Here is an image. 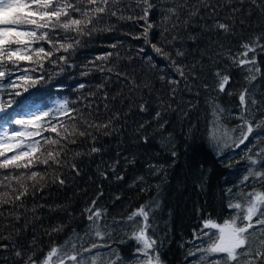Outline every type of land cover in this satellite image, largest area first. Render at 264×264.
Listing matches in <instances>:
<instances>
[{
  "label": "trees",
  "instance_id": "16d2710c",
  "mask_svg": "<svg viewBox=\"0 0 264 264\" xmlns=\"http://www.w3.org/2000/svg\"><path fill=\"white\" fill-rule=\"evenodd\" d=\"M150 2L154 7L148 16V23L153 25L149 40L170 53L177 64L185 66L189 73L187 80L181 79L171 62L158 55L151 44L145 43L142 35L145 22L138 19L143 15L142 5H138L137 0H120L114 10L125 19L105 15L95 24L96 31L90 34L57 32L56 38L67 35L66 42L73 43V48L57 53L53 59L64 55L67 62L44 60L42 70L30 73L44 79L15 97V103L0 112V130L16 127L12 121L31 112L50 111L51 116L45 120L57 124L61 135L64 133L60 124L73 123L70 116L78 117L75 123L80 130L86 129L92 134L77 135L76 143H67L60 157L61 166L46 169L37 164L31 169L44 175L41 183L46 186L34 196L25 197L22 207L4 205L0 208L3 213L0 215V237H10L0 238V245H8L0 247V264H19L14 254L16 247L28 249L33 240L39 259L51 247L65 245L66 241L68 248L72 243L79 248L81 244L87 247L96 242L111 245V249L94 250L105 260L115 258L111 254L115 249L123 264H131L137 245L125 235L134 230L126 218L141 205L152 208L149 235L158 241L162 264H206L201 260L204 254L197 252V248L206 247L208 243L207 237L197 238L203 221L211 217L223 223L235 211L227 207L230 200L242 201L239 193L249 192L254 187L264 190V185L255 177L242 182L249 168L264 170L261 169L264 153H260L264 149V130L256 129L239 147L233 143L239 137L237 126L241 123L237 118L241 111L238 92L248 87L252 97L264 102V51L257 47L255 56L261 73L251 84L245 79L247 68L233 65L228 58L229 54L243 51V43L264 35V11L251 0H204V5L201 0H187V7L178 8L179 19L172 17L165 22V16L171 15L167 10L184 4L185 0ZM258 3L264 5V0ZM197 8L199 15H188ZM128 16L134 19L129 20ZM217 22L229 24L230 31L225 33L217 29ZM173 24L179 26L173 28ZM137 36L141 38H134ZM40 43L49 47L45 42ZM260 43L264 44V39ZM177 50L184 55L177 56ZM107 53H113L108 60L98 59ZM252 56L250 52L249 57ZM21 67L36 65L22 62ZM100 67L114 68V71L102 72L98 70ZM217 70L231 77L224 93L215 89ZM117 72L127 74L128 78L117 76ZM161 76L165 79L161 80ZM171 79L180 80L179 86L169 84ZM131 81L139 87H133ZM101 84L104 87L98 89ZM174 87L177 88L175 93L171 91ZM228 92L233 94L228 95ZM10 99L6 92L0 93V100ZM64 102L69 110L77 111L62 115L59 109ZM141 104L146 111H140ZM217 104L224 109L218 121L213 115ZM158 111L161 113L159 120L155 119ZM254 115L259 121L264 112L255 111ZM84 120L111 123L107 129L96 130L87 128ZM161 123H164L163 129L159 127ZM214 134L218 145L212 140ZM145 136L147 143L143 139ZM44 137L56 138V134L42 131L39 135L40 144L46 148L49 146L44 144ZM93 147L100 151L92 152ZM172 152L176 153L175 157ZM33 156H40V153ZM247 156L258 163L251 165ZM24 171L0 169V181H4L5 175L11 177ZM56 177L63 179L64 184L58 180L53 182ZM12 187L19 186L12 181ZM229 188L231 194L227 191ZM6 190L10 191L0 187V192ZM29 191L31 193L32 189ZM93 200L97 201V208L106 212L100 223L110 237L104 240L94 236L84 211ZM15 216L20 219L17 221ZM60 225L64 226L61 232L48 234Z\"/></svg>",
  "mask_w": 264,
  "mask_h": 264
},
{
  "label": "snow or ice",
  "instance_id": "6c2138e0",
  "mask_svg": "<svg viewBox=\"0 0 264 264\" xmlns=\"http://www.w3.org/2000/svg\"><path fill=\"white\" fill-rule=\"evenodd\" d=\"M119 3L120 0H0V93L6 92L11 98L7 102L0 100V112L5 111L6 107H11V104L15 103V97L28 92L30 88L35 87L44 79L43 76L34 77L30 74L38 69L42 70L44 68V60H48L49 63L67 62V58L64 55L53 59L57 53L68 52L73 48V43L66 42L69 39L68 36L65 35L57 39V32L64 34L74 32L77 35L90 34L92 31H96L95 24L103 16H118V12L114 10V7ZM137 3L142 5L143 15L138 17V19L145 22L142 34L145 43L151 44L152 49L158 55L171 62L181 79L187 80L189 73L185 71V66L177 64L170 53L166 52L162 47L152 44L149 40L148 34L153 25L148 23V16L154 5L150 0H137ZM251 3L261 8V11H264V5L259 4L258 0H251ZM201 4L204 5V0H201ZM183 7H187V0H185L184 4L169 8L167 12L171 15L165 16V22L171 20L172 17L179 19L178 8ZM188 15L193 17L199 15V8L190 11ZM118 18L125 19L123 15H119ZM127 19L131 20L134 18L128 16ZM178 26V24H173V28ZM215 27L225 33L230 31V25L226 23L217 22ZM165 31H168V29L165 28ZM134 38L140 39L141 37L137 36ZM172 39L175 40L176 37L173 36ZM261 39H264V35L256 37L251 42L243 43L241 45L243 51L237 52L235 55L229 54L228 57L233 65L247 68L248 75L245 79L249 84L257 79V74L261 73L255 56L257 47L264 51V44L260 43ZM40 42H45L49 47L46 48ZM34 45L37 46L34 47ZM112 47L115 48L116 45H112ZM250 52L253 53L252 57H249ZM112 55L113 53H107L104 57H99L98 59L108 60ZM176 55L183 56L184 53L177 50ZM22 62L34 64L36 67H21ZM249 65L251 67H247ZM98 70L113 72L114 68L105 69L100 67ZM17 72L20 74L17 75ZM116 75H123L125 79L128 78L127 74L117 72ZM215 76L217 77L215 89L219 93L226 92L231 81L230 75L217 70ZM160 79L163 80L165 77L161 76ZM180 82V80L176 79L168 81L169 84L177 87ZM131 83L133 87H139V85L135 84V81H131ZM80 87L83 88L84 85L81 84ZM103 87L104 85L101 84L98 89ZM176 90L177 88L174 87L171 91L175 93ZM249 93L248 87H244L238 92L241 111L237 118L241 123L237 126L239 137L233 141L236 147L245 144V141L249 139V136L256 129L264 130V115L261 116L259 121H256L254 115L255 111L264 112V102L257 101ZM227 94L232 95L233 93L228 92ZM257 105L258 107H256ZM59 110L62 115H68L69 111H77L76 109L69 110L67 102L62 103ZM146 110L145 105L141 104L140 111ZM222 112H224V109L217 104L213 111L217 121L219 113ZM50 116V111L31 112L26 117L12 121L13 124L19 126L20 130L9 131L5 129L3 134L0 135V169L26 170L11 177L5 175L4 181H8V184L0 181V187L10 189V191L0 192V208L4 205L22 207L25 197L30 194L34 196L36 191L42 190L46 186L41 183L44 180V175L31 169L37 164L44 165L46 169L53 166H61L60 157L63 155V150L67 147V143H76L75 137L77 135L79 137L92 135L86 129H79L75 123L78 119L76 116L69 117L73 121L70 125L60 124L64 133L61 135L57 130V124L52 123L51 120H45V118ZM117 118L119 117L117 116ZM160 118L161 113L158 111L155 114V119L159 120ZM83 122L87 128H95L96 130L107 129L111 123L109 121L108 124H96L95 122L89 123L87 120ZM45 123L47 127H44ZM215 123L216 121H214ZM143 127L144 125L142 124L141 128ZM159 127L163 129L164 123H161ZM42 131L56 134V138L44 137V144L49 147L43 148L39 140H33L32 143L27 145V150H23L25 148L23 138L41 135ZM232 131H235V129ZM225 135H228V133L225 132ZM143 139L147 143V137L145 136ZM212 140L215 145H218L219 141L215 134L212 136ZM42 148L43 151H41ZM91 151L98 152L100 149L93 147ZM9 152L14 154L8 155L7 153ZM37 152L44 158L41 159L40 156L34 158L33 154ZM248 152H251V149H248ZM260 153H264V149H261ZM260 153H257V155H260ZM172 155L175 157L176 153L172 152ZM25 158L27 159L25 160ZM247 159L251 165L258 163L251 156H247ZM150 167L154 166L150 165ZM72 168L76 170L74 164ZM261 169H264V163H261ZM113 171H115L114 168ZM102 175L105 174L102 173ZM250 177H255L256 180L264 185V170L249 168L248 175L243 178L242 182H247ZM105 178H107L106 175ZM117 179H123V177L117 176ZM138 179L143 180L144 178L139 177ZM57 180L61 185L64 184V180L59 177H56L53 182ZM12 181H15V184L19 187H12ZM29 181L31 182L30 184L28 183ZM30 188L32 189L31 193L29 191ZM227 191L229 194L232 193L231 188ZM100 194L102 195L103 193ZM239 196L242 201L233 202L230 200L227 205L229 209L235 210L230 219L225 220L223 223H218L209 217L203 221L202 229L197 238L207 237L208 243L206 247L197 248V252L204 254L201 260L206 261V264H264V190L254 187L249 192H240ZM96 203L97 201L93 200L91 206L85 208L84 211L87 213L88 221L91 222L90 228L94 236L99 240H104L106 236L110 237V233L105 232L100 223L106 212L97 208ZM151 212L152 208L150 205H141L126 218L128 222H131L134 230L125 235L129 239L135 240L137 245L133 252L131 264H162L157 247L158 241L153 235H149V230L152 228L150 223ZM2 214L0 213V215ZM10 215L12 214L10 213ZM137 217H140V219L137 220ZM15 219L18 221L20 217L15 216ZM63 227V225L56 226L48 234L59 233L63 230ZM257 232L259 235H257ZM0 238L10 239L8 236ZM121 242L125 241L121 240ZM68 243L66 241L65 245L51 247L42 259L36 256V251L34 250L35 240H33L32 245L28 249H24L23 246L16 247L14 254L19 264H66V261L68 264H123L119 252L115 249L111 250V254L115 257L114 259L105 260L99 252H94L95 249L101 247L111 249L109 244L92 242L87 247L81 244L77 248L76 244L72 243L71 247L68 248ZM13 246L15 247V245ZM0 247L7 248L8 245H0ZM85 253L89 255L85 256ZM190 255H195V253H190Z\"/></svg>",
  "mask_w": 264,
  "mask_h": 264
},
{
  "label": "rangeland",
  "instance_id": "374dc122",
  "mask_svg": "<svg viewBox=\"0 0 264 264\" xmlns=\"http://www.w3.org/2000/svg\"><path fill=\"white\" fill-rule=\"evenodd\" d=\"M5 129H7V130H9V131H12V130H20V129H19V126H17V125H16V127L11 128V129L5 127V128H3V129L0 130V135L3 134V131H4ZM30 130H31V129H30ZM33 140H39V135H38V136L31 137V138H28V137L23 138V143H24V145H25V148H24L23 150H27V145L30 144V143H32ZM13 154H14V153H13ZM13 154H12V155H13ZM26 159H27V158H26ZM26 159H25V160H26Z\"/></svg>",
  "mask_w": 264,
  "mask_h": 264
}]
</instances>
